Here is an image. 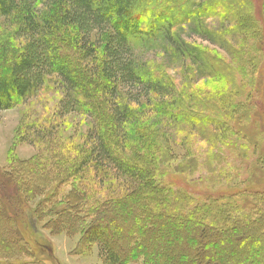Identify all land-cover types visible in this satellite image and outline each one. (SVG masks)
<instances>
[{
    "label": "rangeland",
    "instance_id": "rangeland-1",
    "mask_svg": "<svg viewBox=\"0 0 264 264\" xmlns=\"http://www.w3.org/2000/svg\"><path fill=\"white\" fill-rule=\"evenodd\" d=\"M248 2L251 20L235 38L224 36L228 26L224 27L214 15L204 19L203 24L214 34L216 44L182 33L184 41L227 68L230 72L225 76H202L191 63L167 58L159 50L138 53L155 72L167 76L179 104L177 109L149 107L150 103L163 100L174 104L175 100L156 94L140 98L139 106H133L138 109L136 113L133 111L135 122L126 126L129 129L127 146L124 150L120 144V150L113 145L109 147L122 156L126 168L142 171L140 174L144 176L151 169L157 188L185 191L195 203L214 198L217 204H231L236 210L233 219L244 222L238 227L243 235L235 232L231 237H224V243L219 245L226 250L234 240L237 250L231 252L236 255L237 264H250L254 254L264 251V36L261 34L264 0ZM27 3L39 17L51 18L60 10L57 0H28ZM18 16L0 19V50L9 51L10 59L24 43L13 35ZM231 25L237 27V23ZM164 88L167 90L168 85ZM61 98L58 80L49 77L34 97L0 112V213L4 210L14 215L6 194L20 201L32 197L23 207L24 212L41 205L32 222L38 224L44 241L36 245L29 240L32 254L24 253L22 259L43 264H101L97 246L90 245L79 252L86 226L83 219L115 198L120 200L130 187L129 179L112 170L107 174L96 173L88 163L80 165L88 155L87 133L96 120L77 113L60 115ZM175 115L180 123L170 122L169 117ZM109 116L107 111L98 114L97 125L108 123ZM192 117L209 124L208 130L189 125ZM150 160L152 163L148 164ZM12 180L17 186L27 188L13 187L9 184ZM49 189L56 191V195L51 192L48 201L43 202ZM24 190L29 195L25 198L18 195ZM160 210L168 213L163 206ZM66 216L72 219L69 223L74 227L70 235L58 230ZM254 223L257 225L252 227ZM9 228L0 222V250L7 246L2 247L1 240L10 246L16 245L14 229ZM112 228L107 225L103 231L115 237ZM54 229L57 230L51 233ZM118 241L116 244L122 246ZM189 253L193 257L194 252ZM197 253L203 252L197 250ZM5 255L0 251V258ZM212 260L206 264H218ZM198 261L205 264L206 260L199 257ZM127 264L143 263L142 259H134Z\"/></svg>",
    "mask_w": 264,
    "mask_h": 264
},
{
    "label": "trees",
    "instance_id": "trees-1",
    "mask_svg": "<svg viewBox=\"0 0 264 264\" xmlns=\"http://www.w3.org/2000/svg\"><path fill=\"white\" fill-rule=\"evenodd\" d=\"M27 1L0 0V19L21 16L13 35L24 40L13 59L9 51L0 50V112L34 97L49 77H55L62 91L59 114L77 113L96 120L87 133L88 155L80 165L88 163L96 173L112 170L129 179L130 187L120 200L115 198L84 219L78 215L86 225L79 252L97 246L101 264H127L134 259H142L143 264H200L199 257L205 258V264L212 259L218 264L219 259L220 264H237L232 253L237 250L234 240L226 250L219 245L235 232L243 235L238 227L244 222L233 219L236 210L231 204H217L214 198L195 203L185 191L157 188L151 169L144 176L142 171L126 168L122 156L110 148L113 145L124 150L127 146L126 126L135 122L133 111L138 109L133 106H139L140 98L156 94L175 100L174 104L162 100L149 107L177 109L179 104L167 76L155 72L138 53L159 50L167 58L191 63L202 76H225L230 71L184 41L182 33L216 44L214 34L203 24L204 19L214 15L224 27L228 26L224 36L235 38L251 20L248 0H57L60 10L51 18L39 17ZM232 23L237 27L233 28ZM261 34L264 36V32ZM105 111L110 114L109 122L97 125V115ZM192 118L189 125L208 130L209 124ZM169 119L173 124L180 123L176 115ZM9 184L27 188L17 186L13 180ZM21 192L18 195L23 198L29 196L26 190ZM51 192L56 195L49 189L43 202L48 201ZM6 198L14 215L2 210L0 222L14 229L17 242L10 246L1 240L2 247L7 246L0 250L6 254L0 264H43L22 259L24 253L32 254L29 240L36 245L44 241L38 224L32 222L41 205L24 212L23 207L32 197L20 201L6 194ZM162 206L168 213L160 210ZM63 220L57 228L70 235L74 231L72 219L66 216ZM107 225L114 227L115 237L104 233ZM118 240L122 246L116 244ZM189 252H194L193 257ZM250 264H264V251L254 254Z\"/></svg>",
    "mask_w": 264,
    "mask_h": 264
}]
</instances>
